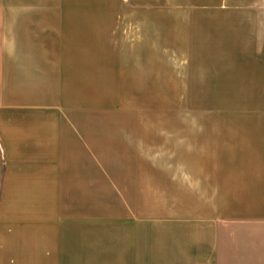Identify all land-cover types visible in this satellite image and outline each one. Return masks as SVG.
Here are the masks:
<instances>
[{
    "label": "crops",
    "instance_id": "0c3cea01",
    "mask_svg": "<svg viewBox=\"0 0 264 264\" xmlns=\"http://www.w3.org/2000/svg\"><path fill=\"white\" fill-rule=\"evenodd\" d=\"M0 264H264V0H0Z\"/></svg>",
    "mask_w": 264,
    "mask_h": 264
},
{
    "label": "rangeland",
    "instance_id": "374dc122",
    "mask_svg": "<svg viewBox=\"0 0 264 264\" xmlns=\"http://www.w3.org/2000/svg\"><path fill=\"white\" fill-rule=\"evenodd\" d=\"M178 100H179V99H178ZM196 100H197V99H191V100H190L191 105H193V104H197V101H196ZM180 101H182V99H180L179 102H180ZM175 105H178V103L176 102ZM196 118H197V117H196ZM197 120H198V118H197Z\"/></svg>",
    "mask_w": 264,
    "mask_h": 264
}]
</instances>
